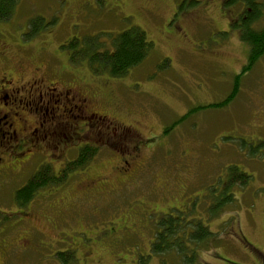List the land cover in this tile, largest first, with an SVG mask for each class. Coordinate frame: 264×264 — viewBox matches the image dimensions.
<instances>
[{
	"label": "rangeland",
	"instance_id": "1",
	"mask_svg": "<svg viewBox=\"0 0 264 264\" xmlns=\"http://www.w3.org/2000/svg\"><path fill=\"white\" fill-rule=\"evenodd\" d=\"M121 1L122 5L115 0H20L16 13L0 22L1 31H17L19 35L30 16L38 14L52 20L45 33L20 49H12L14 60L26 67L29 50L39 45L44 47V55L36 56L39 62L44 63L45 57L56 69L66 66L67 54L57 44L70 35L81 37L139 26L152 44L140 64L108 81L104 73L90 75L85 61L74 65L90 82L83 79L87 88L107 87L104 96L99 92L91 100V110L116 115L119 123L145 142L136 158V151L126 154L125 149L97 141L96 155L89 164L73 167V173L78 174L73 177V195L84 190L76 187L83 173L106 175L111 181L110 188L89 189L73 204V264H133L138 259L145 264H162V260L165 264H184L180 256L184 253L146 255L157 222L175 217L174 208L182 213L183 224L184 219L200 220L214 233L201 248L197 246L199 258L192 264H228L223 259L232 264H264V258L249 245L264 252V54L251 69L240 73L247 62L248 46L229 21L243 7L235 3L225 11L223 0ZM263 21L259 19L258 24ZM8 39L0 37V49L10 48ZM236 74L240 75L238 91L230 102L209 107L228 96ZM104 81L108 84L102 85ZM108 90L113 97L108 96ZM82 124L83 120L74 122L79 129ZM113 124H117L115 120ZM82 133L83 129L77 131L78 136ZM93 136L98 135L94 132ZM84 141L74 144L73 152ZM125 143L121 148L134 146V140ZM120 156L128 162L134 157L141 170L129 178L120 174L124 167ZM239 173L249 177L238 183ZM215 195L221 198L220 206ZM8 199L0 196L3 210H10ZM50 199L44 206L53 205ZM40 208L35 207L36 218L30 224L35 230H43V236H53L50 222L43 218L48 213L41 214ZM9 220L3 224L0 242L16 243L30 227ZM32 236L36 241L25 248H5L0 264H59L66 257L55 254L54 246L40 250L39 234ZM64 246L60 244L56 250Z\"/></svg>",
	"mask_w": 264,
	"mask_h": 264
},
{
	"label": "flooded vegetation",
	"instance_id": "2",
	"mask_svg": "<svg viewBox=\"0 0 264 264\" xmlns=\"http://www.w3.org/2000/svg\"><path fill=\"white\" fill-rule=\"evenodd\" d=\"M11 54L10 50L0 49V196H7V204L10 205V210L0 208V233L5 230L3 224L11 221L9 219L24 227L28 224L30 229H26L23 236H18L16 243L1 240L0 254H4L8 246L27 247L29 242L36 241L32 235L38 233L40 250L48 246L57 249L60 244H65L61 251L55 249V254L61 258L66 256L59 264H73V204L82 200L87 190H106L111 182L106 175L83 173L76 187L84 190L79 195H73V177L78 175L73 173V160L79 149L75 148L77 151L73 152V145L80 140L93 144L99 141L118 150L125 149V153L136 151L134 157L137 158L145 141L135 133L132 135L126 124L118 122L116 115H101L91 110V100L99 92L104 96L106 86L98 90L89 89L84 85L83 78L76 76L72 70L66 74L64 69L53 68L45 62L40 67L31 65L28 69L19 60L15 61ZM27 62L30 63V60ZM107 93L113 97L111 90ZM87 111H90L89 114ZM79 120H83L82 127L77 125L80 129L74 125ZM110 126L112 131H109ZM81 129L84 133L78 136L77 131ZM94 132L98 136L90 137ZM114 138L115 142L112 141ZM129 140H134V146L121 148ZM133 158L130 162L120 158L124 165L120 174L129 178L141 170L142 166L134 163ZM129 167L133 170L127 172ZM37 173V180L32 181L34 192L26 198L21 197L19 191ZM231 178L229 175L225 184L228 179L231 182ZM46 199H50L53 205L44 206ZM35 207H42L41 214L48 213L43 218L50 222L53 236H43V230H35L30 224L36 218ZM249 245L252 251L264 258L262 250Z\"/></svg>",
	"mask_w": 264,
	"mask_h": 264
},
{
	"label": "trees",
	"instance_id": "3",
	"mask_svg": "<svg viewBox=\"0 0 264 264\" xmlns=\"http://www.w3.org/2000/svg\"><path fill=\"white\" fill-rule=\"evenodd\" d=\"M19 1L20 0H0V22L7 21L14 13H16ZM115 1L119 5L123 4L121 0ZM235 3L240 4L241 7H243V10L241 9L242 11L238 12L237 16H233L229 23H231L230 26H233L237 31L239 39L248 46L247 62L240 71V73L243 74L251 69L258 58L264 54V21L262 24H258L259 19L262 18V20H264V0H223L222 7L225 11H227V8ZM52 24V20H48L47 18L36 14L27 19L25 31L23 29L21 34L19 33L18 35L17 31L12 32L11 30V33L9 34V31L3 32L0 30V37L7 38V40H9L8 37L11 38L9 41L11 46L10 48H7V50L12 51L14 48L20 49L21 47H24L25 44H28V42L33 37L39 35V33H45L44 30L48 29ZM14 34L18 39L17 41H14L16 40ZM13 38L14 40H12ZM101 38H103L104 41L101 40ZM60 39H58V41ZM151 47V41L147 39L145 31L139 26H130L118 32L101 31L98 33L82 34L81 37H73V35H70L57 44V48H60L59 50L63 49V51L67 54L66 66H62L58 69H64L66 74L72 70L75 75L81 77V75H84L82 70H78L74 65L78 63L81 65L80 62L85 61L90 75L92 74L93 76H96L98 73H104L108 75L109 78L106 77L108 81L111 77L124 75L130 69L140 64L150 52ZM43 50L44 47L40 45L35 47L34 50H29L30 52L27 55L26 60H30V63L27 65V68H31V65L40 67L44 64L39 62L40 60L36 57L42 56ZM42 60L45 63H48L45 57L42 58ZM82 78L84 79V77ZM239 78L240 75L236 74L232 90L223 101L211 103L208 106L218 108L230 102L238 91ZM98 79L100 78H94V80ZM107 81H104L101 84L106 85L108 84ZM86 82L90 83L87 80ZM97 147L98 145L90 142L82 143V145L79 146L78 153L73 160L74 169H79L85 164H89V160L96 155ZM231 175H233V172ZM38 176L39 174L37 173L32 177L29 184L19 191L21 197L26 198L34 192L33 188L35 184H32V181L35 179L37 180ZM237 176L239 177L238 180L241 183H243L245 178L247 179L249 177V175H244L243 173H239ZM228 183L230 184V182ZM228 186L229 185H226V187ZM214 197L218 201L216 204L220 206V196L216 197L215 195ZM223 199L228 200L229 198L224 197ZM217 209L221 210V207ZM217 209H215L214 214H217ZM212 210L213 208L210 209L213 213ZM181 221L182 218L173 216H170L167 219H160L157 222L158 225L156 226L158 229L152 231L154 237H152L153 239L151 240L150 246L147 250L149 252H146V255L158 254L160 256H166L170 252L173 253L175 251L179 252V254L184 253L183 255H180L183 258L184 264H188L190 262V264H192L193 260L197 262L199 258L197 255V246L201 248V244L203 242L205 243V241L207 243L211 240L214 237L213 236L211 238V235H214V233H212L206 225H203L200 220L187 219L185 221L186 224H183ZM182 234L184 237H182L181 242H179L178 239H181ZM121 239L118 240L116 238L118 241H121ZM173 241L177 242V244L175 245ZM191 244L192 248L189 247ZM187 250L190 252V254L188 253L189 256L185 255V251ZM74 252L75 250H73V259L76 260ZM223 260L228 264H232V262L227 259ZM133 264L145 263L138 259ZM162 264H165L164 260H162Z\"/></svg>",
	"mask_w": 264,
	"mask_h": 264
}]
</instances>
